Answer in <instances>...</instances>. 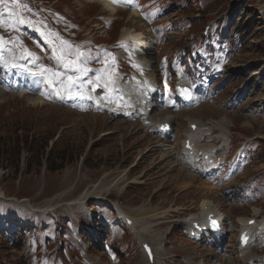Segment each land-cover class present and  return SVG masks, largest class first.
<instances>
[{
	"label": "rangeland",
	"instance_id": "1",
	"mask_svg": "<svg viewBox=\"0 0 264 264\" xmlns=\"http://www.w3.org/2000/svg\"><path fill=\"white\" fill-rule=\"evenodd\" d=\"M143 2L157 35L146 56L152 65L138 71L130 43H118L124 27L138 25L146 34L130 10L114 15L88 0L0 3L2 53L41 70L34 78L18 70L0 74V147L21 141L18 163L0 160V264H154L145 261L127 216L166 252L156 251V264H245L238 238L248 219H254L248 247L264 255V0ZM178 68L191 81L208 77V99L181 110L153 109L150 115L176 117L164 135L148 131L140 115L110 113L96 103L131 108L118 77L152 76L156 94L175 91ZM188 118L208 129L192 150L184 149ZM224 118L227 147L214 127ZM49 139L41 164L34 159L28 167L31 149ZM63 148L72 156L53 171L54 155H47ZM200 149L222 158L217 178L191 168L201 159L193 161L190 151ZM183 154L191 160L183 163ZM206 201L229 232L222 249L217 239L204 244L188 230L205 214Z\"/></svg>",
	"mask_w": 264,
	"mask_h": 264
},
{
	"label": "bare ground",
	"instance_id": "2",
	"mask_svg": "<svg viewBox=\"0 0 264 264\" xmlns=\"http://www.w3.org/2000/svg\"><path fill=\"white\" fill-rule=\"evenodd\" d=\"M99 1L101 2V4H103L104 8L107 11H109L110 13L115 14L116 12H118V9H119L118 6L116 4H114L111 0H99ZM120 1H123V2L131 5V7H130V9L132 10L131 17L138 15L139 11H138L137 7L140 5L137 3V0H134V1L133 0H120ZM118 42L119 43L131 42L130 46L133 47L137 53V57L135 58V61H136L135 63L140 64V65H142V67H145V68L150 67V65L152 64V60L147 58L146 57V51L141 50V48H140L143 45L142 44L143 35L141 33L135 32L133 30H126L121 35L120 40ZM2 52H3V50L0 48V74L1 75H6L7 73L12 74V72L14 70L8 66V61L5 62L6 55H4ZM9 57L11 58V56H9ZM144 57H146L147 60L151 61V62H147L146 58L144 61ZM95 70H96L95 67H91L90 73L92 74L93 72H95ZM177 75L180 77H184V72L182 71V69L178 68ZM117 80H118L117 81L118 90L122 91L126 95V101L131 104V108H129L127 111H123V113H122L123 115L124 114H126V115L134 114V113L141 114L142 118H144L145 127L148 129V131H151L153 133L159 132V134H162L160 126H162L165 123H171L172 124L174 122L176 117L173 114H168L169 116L168 115L160 116L157 114L150 115V112L155 108L154 106H157L158 104L155 105V104L145 103L143 101L145 99V93H146V91H148V87L150 85H152V86L155 85L154 84V77L146 76V78L144 80V82L146 84L145 86H142L140 81H133L131 79H128V81L126 82V81H124V79H121L119 77V78H117ZM184 81H185L184 79L180 80V82H183V83H184ZM88 98H92L94 100L95 96L93 95L92 92H89ZM163 98H164L163 100H164V102H166V104H172L175 102V99H174V96L172 95V93H167V95L163 96ZM39 99H41V97H39ZM201 99L202 98H199V97L195 98V100H197V101L200 100V102H201ZM35 100H37V98H35ZM98 106L105 107L107 105H105L102 101H99ZM113 111L117 112V113L120 112V111H115L114 109H113ZM225 119L226 118H224L222 120L214 121L215 122L214 127L217 126L221 129V135H222V138H224L223 141H224L225 146L227 147L228 146V139H230V136H229L230 132L228 131V129L226 127L228 120H225ZM189 121L191 124H196L195 130L190 129L187 131V138L186 139H189L190 142L193 144L194 142L201 140L202 136L207 133L208 129H207V127L203 128V126H202L203 124L199 121L191 120V119H189ZM225 122H227V123H225ZM210 128H212V127H210ZM196 145H197V143H196ZM197 149H198V145H197ZM183 155H184L183 163H184V160H191L190 158H187L185 156V154H183ZM214 160H212V161L214 162ZM192 164L194 167L200 168L199 165H196L195 163H192ZM216 164L217 163L211 165V170L218 168ZM185 165L190 166V164H185ZM193 166L192 167L190 166V167L198 172L199 168L195 169V168H193ZM205 171H207V170L204 169L203 172H205ZM207 202L208 201H206L204 204L205 208L203 209V211H205L207 213L212 212L215 214V216L222 219L223 218L222 213H220L214 205H213V207L215 208L216 211L213 210L211 208L212 206L208 205ZM257 213L258 212H256V214ZM125 219H126V221H128V224L136 231L138 237L141 239L143 247L146 250L145 261L147 263L156 264V259H155L156 251L162 255H166V252H164V250H162V249H157L155 246H152L151 242H149L147 240V233H146L145 229L140 228V226L138 225V220L136 218H131V217L127 216V218H125ZM191 219L192 218H190V219L187 218L184 221H190ZM199 220H201V224H200L201 230L199 228H196L194 225V222L197 221L199 223ZM248 220L245 221L243 228H247V229L250 228L251 229L253 227H249V225L247 223ZM132 221L135 223H133ZM205 225H206V223L204 221V218H199L195 221L191 220V224L187 225L190 234H191V232L194 231L196 235H200L199 241H203L204 244L209 243L210 240L212 239V236H213L210 233L209 229L204 228ZM216 235H219L215 238L219 239L221 241L220 243H222V240H224L225 238L226 239L228 238V233H227L226 229H221L218 232V234H216ZM248 245L251 246V242H249ZM248 245L246 247H242L240 245L239 253L243 256V262H245V264H256L257 261H260V262H262V264H264V259H263L264 256H259V255L254 254V248L250 249L248 247ZM217 248H219V245ZM148 258H149V260H148ZM187 264H204V263H201L200 261H196L194 259H191Z\"/></svg>",
	"mask_w": 264,
	"mask_h": 264
},
{
	"label": "trees",
	"instance_id": "3",
	"mask_svg": "<svg viewBox=\"0 0 264 264\" xmlns=\"http://www.w3.org/2000/svg\"><path fill=\"white\" fill-rule=\"evenodd\" d=\"M52 139V138H51ZM1 140V137H0ZM28 138L26 139V144L30 145L32 143L31 140H28ZM3 142H5V139L2 140ZM50 141V139L48 141H45L44 146L39 147L38 149H31L32 150V159H28V167H30L31 165V161L35 159V162L38 163V165L41 164V158H42V154L43 151H46L48 142ZM56 140L54 141L55 144ZM3 145H1L0 147V160H2L3 163L5 162H17L20 160V145L21 141H19V138L16 140L15 144L13 145V147L11 148V150L9 148H7L4 143H2ZM60 152L55 153L53 149L50 150V153L47 155L48 159H52L53 155H54V162L51 164L52 166V170L56 171V170H60L62 168H64V164L67 162V160L72 156V152L67 149V148H63L59 150ZM56 158H59V161H56ZM58 162V163H57ZM19 169V166H18ZM17 169V170H18Z\"/></svg>",
	"mask_w": 264,
	"mask_h": 264
},
{
	"label": "snow or ice",
	"instance_id": "4",
	"mask_svg": "<svg viewBox=\"0 0 264 264\" xmlns=\"http://www.w3.org/2000/svg\"><path fill=\"white\" fill-rule=\"evenodd\" d=\"M5 2V0H0V3H4ZM20 23H26V22H28V21H25L23 18H21L20 19V21H19ZM29 55H32V53H29ZM83 55V53H79L78 54V56H82ZM76 62L75 61H70L69 62V64H75ZM66 67L68 66V65H65ZM53 76L54 77H59L60 76V73H53ZM51 82V81H50ZM62 83V82H61ZM74 83V82H73ZM68 87H71V83L68 85ZM213 223V225H215V221H213L212 222Z\"/></svg>",
	"mask_w": 264,
	"mask_h": 264
}]
</instances>
